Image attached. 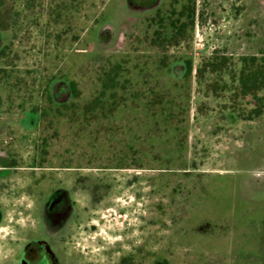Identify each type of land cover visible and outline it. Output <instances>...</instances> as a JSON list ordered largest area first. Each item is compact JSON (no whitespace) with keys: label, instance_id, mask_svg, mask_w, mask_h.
<instances>
[{"label":"rangeland","instance_id":"374dc122","mask_svg":"<svg viewBox=\"0 0 264 264\" xmlns=\"http://www.w3.org/2000/svg\"><path fill=\"white\" fill-rule=\"evenodd\" d=\"M2 11L0 264L35 229L41 180L73 174L103 195L77 197L67 247L81 262L264 264V83L239 84L244 61L264 67V0H0ZM180 12L183 39L168 24Z\"/></svg>","mask_w":264,"mask_h":264},{"label":"flooded vegetation","instance_id":"af4514ba","mask_svg":"<svg viewBox=\"0 0 264 264\" xmlns=\"http://www.w3.org/2000/svg\"><path fill=\"white\" fill-rule=\"evenodd\" d=\"M159 5L160 3L153 5L147 11H155ZM115 35L114 26L111 23H105L97 34V41L109 45L114 40ZM175 67L177 70H181V67L185 66L177 64ZM185 68L187 70V67ZM71 96L73 94L70 89ZM50 97L54 102L52 92ZM45 181L48 182H46L47 186H42L43 188L38 191L34 200L35 229H32L21 243L14 264H91L89 261L81 262L67 246L72 244L73 230L80 218L77 197L82 195L83 198L86 197L89 200L93 198L100 201L103 196L102 192L95 189L99 186H94L88 178L82 179L75 174L65 180H51L50 178L41 180L43 183ZM1 221L2 212L0 209ZM135 261V256L132 253L121 256V264H135ZM155 264H166V262Z\"/></svg>","mask_w":264,"mask_h":264},{"label":"trees","instance_id":"16d2710c","mask_svg":"<svg viewBox=\"0 0 264 264\" xmlns=\"http://www.w3.org/2000/svg\"><path fill=\"white\" fill-rule=\"evenodd\" d=\"M181 13L183 14V12H180V14L177 13L178 17L180 18L179 20L178 19L173 20L172 18L168 17L169 28L171 29L173 35H179V39H183L182 31L184 29L182 27L183 23L181 21L182 19L181 17L183 16ZM10 15L11 14L8 11L0 12V31H5L7 29L8 20L11 19ZM173 15L176 16V13L174 12ZM159 24L164 25V23H159ZM260 64L255 62L247 64L244 61L243 66L246 65V67H249L253 65V67L251 69L250 68L248 69L246 67L242 69V74L239 77V84L241 85V89L243 90L255 89L257 88V86L259 87L264 83V67L262 68ZM69 85H70L71 93L74 95L76 93L74 90V85L72 83Z\"/></svg>","mask_w":264,"mask_h":264},{"label":"water","instance_id":"95a60500","mask_svg":"<svg viewBox=\"0 0 264 264\" xmlns=\"http://www.w3.org/2000/svg\"><path fill=\"white\" fill-rule=\"evenodd\" d=\"M182 71H184V68L182 69Z\"/></svg>","mask_w":264,"mask_h":264}]
</instances>
